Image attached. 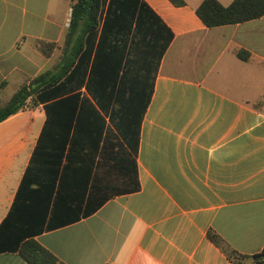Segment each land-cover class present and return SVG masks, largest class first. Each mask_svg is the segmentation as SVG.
<instances>
[{
  "label": "crops",
  "instance_id": "0c3cea01",
  "mask_svg": "<svg viewBox=\"0 0 264 264\" xmlns=\"http://www.w3.org/2000/svg\"><path fill=\"white\" fill-rule=\"evenodd\" d=\"M74 1L0 0L2 104L59 60ZM142 1L173 38L135 140L126 141L94 104L105 120L95 152L79 148L72 164L66 151H46L45 134L34 161L47 116L42 103L28 100L0 123V225L30 168L32 209L34 178L45 183L56 176L53 190L44 192L49 216L73 208L68 216L80 217L35 236L64 264H254L232 261L207 232L241 256L264 247V16L208 28L195 13L202 0L179 7ZM36 40L56 44L49 57ZM237 49L249 60L239 59ZM9 89L15 91L4 99ZM0 264L27 263L5 251Z\"/></svg>",
  "mask_w": 264,
  "mask_h": 264
},
{
  "label": "trees",
  "instance_id": "16d2710c",
  "mask_svg": "<svg viewBox=\"0 0 264 264\" xmlns=\"http://www.w3.org/2000/svg\"><path fill=\"white\" fill-rule=\"evenodd\" d=\"M169 1L176 7L185 5L184 0ZM195 13L208 28L239 24L264 16V0H233L227 6L217 0H202ZM172 38L171 30L142 0H75L59 60L24 83L5 104L0 100V123L22 111L28 100L34 99V105L42 103L47 118L34 150V161L43 135L48 134L46 151L59 149L60 156L66 151V160L76 164L79 148L91 153L99 146L105 120L95 104L131 143L149 103L159 62ZM35 43L46 57L56 47L54 42ZM234 53L244 61L250 58L243 49ZM82 89L93 103L82 95ZM81 106L90 111L82 112ZM29 172L30 168L0 225V253L16 252L27 264H64L41 246L35 236L80 217L68 216L74 212L73 208L61 217L57 216V209H52L49 216L44 192L53 190L56 176L45 183L34 178L37 193L32 209ZM133 189H138L136 177ZM100 201L92 202L83 215L96 211L105 200ZM207 236L234 262L250 259L254 264H264V247L253 256H241L229 250L213 231H208Z\"/></svg>",
  "mask_w": 264,
  "mask_h": 264
},
{
  "label": "rangeland",
  "instance_id": "374dc122",
  "mask_svg": "<svg viewBox=\"0 0 264 264\" xmlns=\"http://www.w3.org/2000/svg\"><path fill=\"white\" fill-rule=\"evenodd\" d=\"M57 61H58V60H57ZM56 63H57V62H56ZM11 91H15V90H10V89H9L8 91H6V95L4 96V99H7V97H8V93L11 92Z\"/></svg>",
  "mask_w": 264,
  "mask_h": 264
},
{
  "label": "built area",
  "instance_id": "2783aa9c",
  "mask_svg": "<svg viewBox=\"0 0 264 264\" xmlns=\"http://www.w3.org/2000/svg\"><path fill=\"white\" fill-rule=\"evenodd\" d=\"M69 22V21H68ZM68 22L66 23V25L68 26Z\"/></svg>",
  "mask_w": 264,
  "mask_h": 264
}]
</instances>
